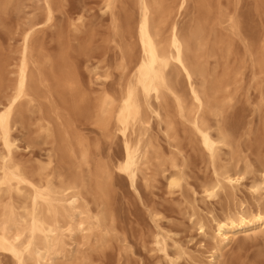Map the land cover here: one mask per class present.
I'll return each mask as SVG.
<instances>
[{
  "label": "bare ground",
  "instance_id": "bare-ground-1",
  "mask_svg": "<svg viewBox=\"0 0 264 264\" xmlns=\"http://www.w3.org/2000/svg\"><path fill=\"white\" fill-rule=\"evenodd\" d=\"M27 1L37 11L27 10L33 6ZM190 1L98 0V12L110 23L102 41L115 50L113 65L105 51L92 54L96 32L83 6L68 14L69 34L59 28L58 49L52 50L38 33L58 27L63 0H0V24L10 12L24 19L9 36L16 48L0 50V264H93L92 251L115 237L117 178L139 195V180L150 184L162 176L171 193L190 202L185 188L197 191L188 182L178 124L210 168V179L201 184L205 198L225 193L236 200L250 177L257 199L253 207L240 200L212 214L213 244L204 264H225L226 252L240 240H264L263 142L256 139L255 165L241 148L242 122L230 118L247 73L258 90L254 111L264 109V38L243 40L237 15L220 0H196L198 16L182 24ZM74 51L85 55L82 62ZM154 120L164 124L169 155L150 135ZM99 137L109 143L106 155ZM116 141L120 146L112 153ZM38 145L43 152L25 159L22 150ZM190 208L199 234L209 236L195 201ZM151 216L152 249L166 264L195 261L159 223L160 213Z\"/></svg>",
  "mask_w": 264,
  "mask_h": 264
},
{
  "label": "rangeland",
  "instance_id": "rangeland-1",
  "mask_svg": "<svg viewBox=\"0 0 264 264\" xmlns=\"http://www.w3.org/2000/svg\"><path fill=\"white\" fill-rule=\"evenodd\" d=\"M65 6L63 11L57 12L58 27L46 28L38 33L39 38L45 46L52 50L58 49L59 37L58 29L62 28L65 34H69L68 14L83 6L87 10L88 24L96 32L95 43L92 54L101 56L105 51L106 58L115 65V50L109 48L102 38L106 35L109 26V19L98 12V0H63ZM216 2L217 0H213ZM223 7L228 6L229 10L237 15L241 25V36L243 40L252 42L255 34H261L264 38V0H240L236 4L235 0H220ZM33 5L31 1H27ZM36 5L27 8L34 10ZM198 2L191 0L186 11L181 17L182 24H190L198 16ZM4 22L0 24V50L4 54H9L17 46L15 39H9L12 31L18 27V23L24 20H18L13 12L3 16ZM76 43V41H74ZM239 56L244 55V43L240 38L235 41ZM74 59L82 62L85 58L83 53L74 51ZM103 57V56H102ZM81 76L87 81V73L83 66H80ZM120 75L114 68L115 89ZM250 96L253 104L246 102V97ZM259 101L258 90L252 86L250 75L247 73L246 83L238 92L237 103L232 110L231 117H236L242 122L243 127L240 130L239 141L243 154L257 165L256 139L262 140L260 154L264 155V109L254 111L256 102ZM164 124L158 125L154 120L150 135L155 139L163 149L166 155H169V142L164 135L162 128ZM187 130L178 124V140L182 152L188 162L187 174L189 184L196 189L194 195L189 188H185V194L190 202H185L179 192L171 193L167 187L166 180L158 176V180L147 184L143 179L139 180V195L133 192L131 186L126 180L117 178L116 187L112 193V207L115 219V237L111 240L109 246L92 251L93 264H166L160 254L152 249V234L156 230L151 212L157 210L161 219L159 223L166 229L173 232V238L179 244L188 248L195 261L182 259L180 264H204L205 255L208 248L213 244L212 214L221 215L229 207L232 208L237 201H244L250 207H253L257 199L250 191V177L242 181V185L236 191L237 199L228 197L221 193L218 198H205L201 192V184L211 177L210 168L204 161L201 152L190 141V135ZM25 135L29 131L24 130ZM251 132V133H250ZM100 148L104 155L109 152V143L104 138L99 137ZM120 143L116 141L111 150L116 153ZM40 145L31 149L22 150L24 158L36 157L43 152ZM191 201H195L197 211L208 221L210 225L209 236H201L192 222L190 216ZM225 264H264V240L262 238H251L240 240L232 245V248L226 252Z\"/></svg>",
  "mask_w": 264,
  "mask_h": 264
}]
</instances>
